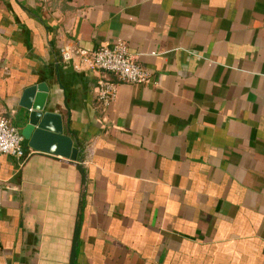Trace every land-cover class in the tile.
<instances>
[{"label":"crops","instance_id":"0c3cea01","mask_svg":"<svg viewBox=\"0 0 264 264\" xmlns=\"http://www.w3.org/2000/svg\"><path fill=\"white\" fill-rule=\"evenodd\" d=\"M118 41L149 83L63 61ZM40 87L72 146L0 156V264H264V0H0L21 134Z\"/></svg>","mask_w":264,"mask_h":264},{"label":"built area","instance_id":"2783aa9c","mask_svg":"<svg viewBox=\"0 0 264 264\" xmlns=\"http://www.w3.org/2000/svg\"><path fill=\"white\" fill-rule=\"evenodd\" d=\"M62 58L75 70L90 69L116 75L123 83L142 85L150 82L147 71L138 65L128 45L118 41L105 45L95 51L64 48ZM118 97L117 85L109 79L101 77L97 82V100L105 107H110ZM25 138L7 119L0 117V156L10 155L18 159H26Z\"/></svg>","mask_w":264,"mask_h":264},{"label":"water","instance_id":"95a60500","mask_svg":"<svg viewBox=\"0 0 264 264\" xmlns=\"http://www.w3.org/2000/svg\"><path fill=\"white\" fill-rule=\"evenodd\" d=\"M45 89L43 87L39 88L41 92L39 94V98L37 99L35 109L32 110L27 118V123L24 129L22 130V135L25 139L30 140V144L34 147H37L41 142L39 140L48 138L49 140L56 138H64L67 142V148L72 146V142L68 137H63L60 135H54L47 133L48 129V115L44 114V107L47 100V94L43 92ZM60 134V132H59ZM43 137V138H42ZM69 149L65 148V152L67 153ZM71 154L73 159L75 160L77 157V149H71Z\"/></svg>","mask_w":264,"mask_h":264}]
</instances>
